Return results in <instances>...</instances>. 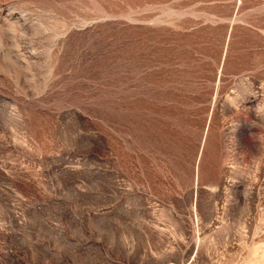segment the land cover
<instances>
[{
	"label": "rangeland",
	"instance_id": "374dc122",
	"mask_svg": "<svg viewBox=\"0 0 264 264\" xmlns=\"http://www.w3.org/2000/svg\"><path fill=\"white\" fill-rule=\"evenodd\" d=\"M0 264H264V0H0Z\"/></svg>",
	"mask_w": 264,
	"mask_h": 264
}]
</instances>
